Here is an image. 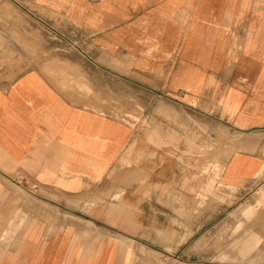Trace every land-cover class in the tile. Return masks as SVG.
<instances>
[{
    "label": "crops",
    "instance_id": "obj_1",
    "mask_svg": "<svg viewBox=\"0 0 264 264\" xmlns=\"http://www.w3.org/2000/svg\"><path fill=\"white\" fill-rule=\"evenodd\" d=\"M11 1L60 47L2 37L0 264H264V0Z\"/></svg>",
    "mask_w": 264,
    "mask_h": 264
},
{
    "label": "rangeland",
    "instance_id": "obj_2",
    "mask_svg": "<svg viewBox=\"0 0 264 264\" xmlns=\"http://www.w3.org/2000/svg\"><path fill=\"white\" fill-rule=\"evenodd\" d=\"M5 32H11L12 38L17 45L20 47L32 48L34 51V56L36 53L39 54L40 58L47 59L56 57L59 53L60 42L59 36L57 35H48L44 32L40 25L36 22L32 21L30 16L24 10V8L17 6L11 0H0V48L4 45V37ZM21 32V33H20ZM207 174H217L218 170L214 167L213 170H210L208 167L205 171ZM32 191H35L36 188L30 187ZM219 191L224 193V195L219 199L220 203L230 204V213L231 218H237L240 216V219L237 220L244 221L247 224L250 222H254L259 218V211H254L245 206H238L237 204H233V192L235 189L227 188L223 184H216L214 181H210L205 184L201 190H199L195 197L197 198L196 204L198 207L206 205V203L211 204L214 199L215 193ZM254 193L256 192V196L260 199V203L264 202V191L262 189L258 190H246V193ZM242 202V201H241ZM236 208V214H234L233 210ZM258 214V215H257ZM256 218V219H255ZM247 231L242 230L241 234H245ZM175 259L166 258L167 264H182L180 262H174Z\"/></svg>",
    "mask_w": 264,
    "mask_h": 264
},
{
    "label": "built area",
    "instance_id": "obj_3",
    "mask_svg": "<svg viewBox=\"0 0 264 264\" xmlns=\"http://www.w3.org/2000/svg\"><path fill=\"white\" fill-rule=\"evenodd\" d=\"M32 188H35V186H32Z\"/></svg>",
    "mask_w": 264,
    "mask_h": 264
},
{
    "label": "bare ground",
    "instance_id": "obj_4",
    "mask_svg": "<svg viewBox=\"0 0 264 264\" xmlns=\"http://www.w3.org/2000/svg\"><path fill=\"white\" fill-rule=\"evenodd\" d=\"M71 119V118H70Z\"/></svg>",
    "mask_w": 264,
    "mask_h": 264
}]
</instances>
